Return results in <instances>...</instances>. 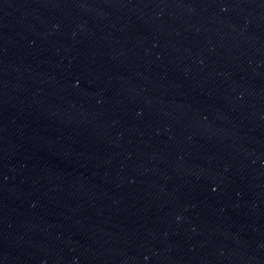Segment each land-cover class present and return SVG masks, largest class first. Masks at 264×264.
Here are the masks:
<instances>
[{"label": "water", "instance_id": "95a60500", "mask_svg": "<svg viewBox=\"0 0 264 264\" xmlns=\"http://www.w3.org/2000/svg\"><path fill=\"white\" fill-rule=\"evenodd\" d=\"M0 264H264V0H0Z\"/></svg>", "mask_w": 264, "mask_h": 264}]
</instances>
